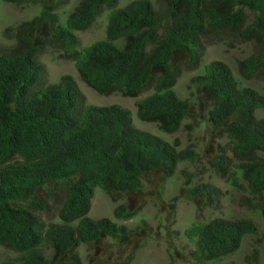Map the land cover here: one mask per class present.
Instances as JSON below:
<instances>
[{
    "label": "trees",
    "instance_id": "1",
    "mask_svg": "<svg viewBox=\"0 0 264 264\" xmlns=\"http://www.w3.org/2000/svg\"><path fill=\"white\" fill-rule=\"evenodd\" d=\"M1 1L36 8L29 20L2 30L12 44L0 48V247L9 252L0 264H128L149 232L143 220L135 226L119 221L142 207L147 193L141 176L157 170L170 177L176 163L197 158L190 145L176 150V140L136 128L126 108L86 103L69 74L43 85L36 56L46 48L68 55L79 80L99 95L136 97L156 69L151 92L134 101L136 117L169 134L195 117L190 106L205 109L230 153L217 146L208 159L213 171L230 185L241 177L253 198L264 200V118L253 114L264 107V97L239 85L222 61L197 65L202 42L239 38L255 52L236 60L237 73L249 79L264 67V0H130L121 7L117 0H80L63 22L55 11L60 0ZM102 8L105 37L76 49L74 31L88 27ZM190 64L199 70L189 78L192 102L172 87L180 66ZM183 177L188 182L189 174ZM95 187L116 202L112 214L118 222L87 215ZM216 191L196 183L183 195L198 217ZM49 204L57 205L55 218L44 222L35 212ZM257 209L264 217V205ZM254 232L246 218L220 216L192 221L183 230L199 263L236 251L244 234ZM80 245L88 251L84 261Z\"/></svg>",
    "mask_w": 264,
    "mask_h": 264
},
{
    "label": "rangeland",
    "instance_id": "2",
    "mask_svg": "<svg viewBox=\"0 0 264 264\" xmlns=\"http://www.w3.org/2000/svg\"><path fill=\"white\" fill-rule=\"evenodd\" d=\"M79 1L60 0L55 7L59 20L64 21ZM128 1L130 0H117L116 5L121 7ZM35 8V6H15L0 0V48L12 44L11 40L2 36V30L5 27H16L20 22L29 20L35 15ZM105 23L106 10L102 8L88 27L74 31L78 40L76 49H80L95 39H103L105 37ZM116 44L121 46V40H117ZM48 49L46 48L36 56L37 63L42 69L43 85L56 83L61 75L69 74L76 82L86 103L95 106L117 104L130 111L131 122L136 128L156 134L168 141L176 140L178 143L176 150L190 145L197 152V158L193 162L181 161L176 163L170 177L163 178L161 172L157 170H152L141 176L143 187L147 193L143 199L142 207L133 218L120 219L119 221L126 226H135L139 225L140 220H143L146 230L149 232L147 234L145 232L138 240L141 242V246L135 250L128 264H168L169 262L173 264H264V217L257 209V206L264 205V200L261 198L254 199L241 177L236 179L235 185H230L213 171L208 159L212 157L214 152L218 151V145L226 146V139L214 133L215 131L207 121L205 109L200 110L197 105L190 106L192 114L195 115L194 118L185 119L183 124L172 133H162L154 123L139 120L136 117L134 106L136 98L150 93L153 89L154 80L158 75L156 69H154L156 75L152 77V81L136 97L121 96L119 93L99 95L79 80L73 60L68 55L60 49ZM254 52L253 44L241 42L239 38H233L230 44L220 40L202 42L198 51L197 65L213 60L222 61L238 78L239 85L248 86L254 89L259 96L264 97L263 66L253 72L249 79L242 78L237 73L236 60L252 55ZM197 71L199 70L193 64L181 65L172 86L179 97L186 98L189 102L194 101L196 97L195 94L189 92V78ZM253 114L255 118H264V107L255 108ZM187 123L191 124L192 127L188 128ZM223 153L230 155L227 146ZM183 173L189 174L188 182H185ZM196 183H207L217 189L213 204L205 207L198 217L195 215L194 204L183 195L186 186ZM49 194L58 195V191L51 190ZM250 199L255 203V207L247 203ZM88 201L87 215L89 217H106L117 221L112 214V208L116 202L110 200L101 189L95 187ZM56 206V204H49L47 208L37 211L35 214L44 222L50 219L54 220ZM215 216L230 220L246 218L254 225L255 232L244 234L240 247L236 251L219 259L199 263L190 255L193 245L188 241L183 230L192 221H205ZM135 240L137 241V238ZM103 241H105L104 243L107 242L106 239ZM103 246L105 245L102 244L101 247ZM78 251L80 259L84 261L88 251L83 245L79 246ZM89 255L93 262L98 261L97 256H94L92 252H89ZM8 257L9 252L0 247V260Z\"/></svg>",
    "mask_w": 264,
    "mask_h": 264
}]
</instances>
